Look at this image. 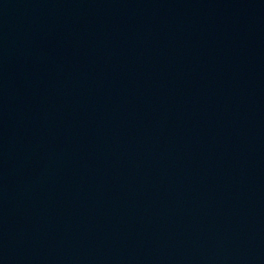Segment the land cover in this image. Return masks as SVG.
Here are the masks:
<instances>
[{"label":"water","instance_id":"1","mask_svg":"<svg viewBox=\"0 0 264 264\" xmlns=\"http://www.w3.org/2000/svg\"><path fill=\"white\" fill-rule=\"evenodd\" d=\"M0 264H264V0H0Z\"/></svg>","mask_w":264,"mask_h":264}]
</instances>
